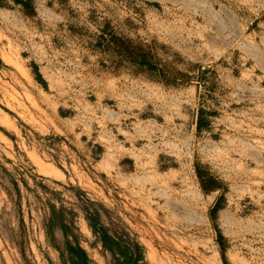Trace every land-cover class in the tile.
I'll return each instance as SVG.
<instances>
[{
    "label": "rangeland",
    "instance_id": "1",
    "mask_svg": "<svg viewBox=\"0 0 264 264\" xmlns=\"http://www.w3.org/2000/svg\"><path fill=\"white\" fill-rule=\"evenodd\" d=\"M27 2L0 0V264H264V0Z\"/></svg>",
    "mask_w": 264,
    "mask_h": 264
},
{
    "label": "trees",
    "instance_id": "2",
    "mask_svg": "<svg viewBox=\"0 0 264 264\" xmlns=\"http://www.w3.org/2000/svg\"><path fill=\"white\" fill-rule=\"evenodd\" d=\"M17 3H21L23 5L24 8L28 9L29 4H28V0H15ZM102 236L105 237V234L102 233ZM80 257H79V262L80 264H84V261L86 260V256H85V252L83 251V249L80 248Z\"/></svg>",
    "mask_w": 264,
    "mask_h": 264
}]
</instances>
